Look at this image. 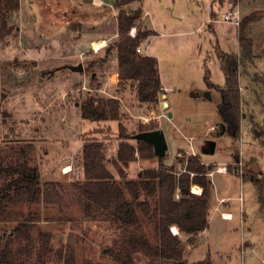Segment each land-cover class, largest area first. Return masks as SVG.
Instances as JSON below:
<instances>
[{
	"label": "rangeland",
	"instance_id": "1",
	"mask_svg": "<svg viewBox=\"0 0 264 264\" xmlns=\"http://www.w3.org/2000/svg\"><path fill=\"white\" fill-rule=\"evenodd\" d=\"M114 1L104 0L102 5L101 1L95 4L92 0L85 8L83 0H50L43 5L45 9L51 3L49 12L37 0H22L23 8L8 16V24L17 29L4 39L0 36L1 163L7 166L15 162L17 153L31 144V163L40 166L44 180L62 181L66 192L61 206L10 202L8 207L12 213L0 222V237L33 215L39 222L31 230V264H36L41 231L51 234L53 246L44 264H62L56 251L68 244L75 248L77 264H83L84 260L116 264L105 251L116 246L117 225L84 219L69 175L60 172L61 165L70 161L73 176L78 168L80 145L87 139H97L106 146L107 167L119 178L113 164L114 147L121 141L119 122L129 135L141 125L158 124L168 142L166 165L181 172L183 159L198 153L203 162L212 164V171L218 166H228L227 173L214 172L209 176L212 180L211 229L193 246L188 261L199 262L209 257L212 264H264L263 205L257 188L239 172L240 167L244 174L245 169L255 174L264 169V84L254 81L256 72L264 70V0H226L224 5L219 0H145L143 11L148 10L149 15L144 21L141 18L136 27L137 31L141 27L155 32L141 44V54L155 56L159 62L163 92L157 104H142L138 100L133 88L135 81H119L118 51L114 45L119 38L118 10ZM238 3L240 21L253 16L247 24V33L254 40L255 57L248 70L241 69L242 85L249 98L244 105L242 132L235 136L227 128L224 132L218 127L224 124L218 110L221 91L208 86L204 74L207 65L212 81L221 86L225 83L219 54L239 52L238 42L231 36L239 25L214 22L211 18L213 12L228 13L232 10L230 5ZM71 4L80 10L65 17V8ZM198 26L201 31H196ZM101 38L107 44L97 50L96 44L106 43L104 40L94 43ZM81 63L83 71L71 68ZM197 93L209 96H193ZM164 94L170 102L169 108L162 105ZM116 95L122 98L119 121L82 118L84 100ZM129 142L135 146L138 143L134 138ZM211 142L215 143L214 151L210 150ZM249 142H257V149L253 150ZM248 149L252 154L247 153ZM136 161L127 167L131 178L139 171L159 165L158 157H138ZM9 178L10 175L0 172V185ZM221 197L226 198L223 205L234 212L232 220L221 219L220 212L215 210L216 199ZM243 212L246 213L244 221ZM244 238L250 246H243ZM26 243V238L21 236L12 239L10 245L16 252ZM134 264L168 263L140 252L135 254Z\"/></svg>",
	"mask_w": 264,
	"mask_h": 264
},
{
	"label": "trees",
	"instance_id": "2",
	"mask_svg": "<svg viewBox=\"0 0 264 264\" xmlns=\"http://www.w3.org/2000/svg\"><path fill=\"white\" fill-rule=\"evenodd\" d=\"M143 2L144 0L114 1L118 10L119 29V38L114 45L118 51L120 83L135 81L133 88L138 100L142 104H157L163 92L158 59L155 56L141 55L137 51V48L155 32L140 27L135 37L129 34L131 28L142 18ZM136 3L141 6L134 8ZM20 6V0H0L1 38L4 39L17 29L16 26L8 24V16L19 11ZM252 18V15L246 16L239 24L240 53L219 54L226 79L223 86L212 81L211 71L205 65L206 83L221 91L222 102L218 107L220 117L236 135L241 130L244 118L243 97L240 91L241 69L248 70L255 57L254 40L247 33V24ZM254 81L264 84V70L256 72ZM81 114L86 120L119 121L122 116L121 99L117 96L99 100L89 97L81 104ZM157 128L158 124L141 125L137 132L129 135L119 122L121 141L117 158L113 160L119 178L106 165L107 154L103 141L85 140L79 149V163L76 165L78 168L72 176L74 180L71 181L74 197L85 220L108 221L117 225L116 246L105 251L116 264H134L135 254L140 252L154 260L163 259L168 264H212L209 257L199 262H189L185 258V251L187 245L197 243L199 234L210 225L212 180L208 174L213 166L203 162L202 156L196 153L183 159L184 170L180 172L166 165L165 156L158 157L151 143L139 139L135 146L129 142L138 132ZM32 147L29 144L22 148L17 153L16 161L7 166H3L0 158V172L10 175V178L0 185V222L12 213L8 207L10 202L58 206L65 203L64 183L43 179L40 166L31 163ZM138 157H158L159 165L140 171L135 178H129L127 167ZM243 176L257 188L264 211V175L246 173ZM13 191L16 195H12ZM38 222L32 215L28 220L18 223L12 232L6 233L3 238L0 237V264H31V230ZM172 226L179 229V235L173 234ZM21 236L26 238L27 243L14 252L10 245L11 240ZM38 237L40 243L35 256L36 264H44L45 258L53 252L52 237L49 232L43 231ZM56 254L63 261L62 264H77L72 244L63 245ZM83 264L94 263L84 260Z\"/></svg>",
	"mask_w": 264,
	"mask_h": 264
},
{
	"label": "crops",
	"instance_id": "3",
	"mask_svg": "<svg viewBox=\"0 0 264 264\" xmlns=\"http://www.w3.org/2000/svg\"><path fill=\"white\" fill-rule=\"evenodd\" d=\"M21 1V6H20V10L23 8L22 7V0H20ZM38 2H39V4L41 5V7L43 8V5H45V3L46 2H48V1H50V0H37ZM99 1H101L102 2V5L104 4V0H93V2L96 4V3H98ZM145 1V0H144ZM226 2V0H219V3L222 5H224V3ZM84 5H85V8H87L88 6H90L91 4L90 3H92V0H83V2H82ZM50 5H48L45 9L43 8V10H48L49 8H51V3H49ZM82 4V5H83ZM67 6V5H66ZM137 6V5H136ZM136 6H135V8H136ZM231 6V9H235L236 7H234V6H237V9L240 11V9H239V3L238 4H236V5H233V4H231L230 5ZM68 7L69 8H65V12H64V16L65 17H67L66 16V14L68 13V14H72V12H74V11H76V12H78L80 9L79 8H76V9H74L73 8V4H71V6H69L68 5ZM48 8V9H47ZM143 8V7H142ZM19 10V11H20ZM18 11V12H19ZM49 12H50V9H49ZM241 12V11H240ZM149 15V12H148V10H146L144 13H143V16H142V21H144L145 20V16L147 17ZM212 15H213V17L211 18V20L212 21H221V20H218L217 18H218V16H221L220 14H218V13H216V12H213L212 13ZM210 20V21H211ZM67 23L68 22H65V24L67 25ZM66 25H64L65 27H66ZM212 28H213V23H212ZM210 26V27H211ZM201 31V26H198L197 28H196V31ZM232 36V39L234 40V41H237L238 43H237V47H238V51L239 52H237L236 54H239L240 53V41H239V28L237 27V28H235V32L231 35ZM149 39V38H148ZM102 40H104L105 42H107V40L105 39V38H101L100 40H96L94 43H96V42H98V41H102ZM147 40V39H146ZM142 46H140V54H141V52H142V48H141ZM223 52V51H222ZM141 55H143V54H141ZM144 56H146V55H144ZM119 81H120V79H119ZM240 82H241V86H240V91H241V94H242V97H243V108H244V105H246L247 104V98H249V96L248 97H246L247 96V94H246V87L245 86H243L242 85V81H241V78H240ZM162 88H163V86H162ZM166 89H168V90H171L172 88L171 87H165ZM162 95V93L160 94V96ZM117 97H120V95L118 96V95H116ZM137 96V95H136ZM193 96H195V97H203V96H209V94H193ZM163 97H164V102L166 101V102H168V108L170 107V102L168 101V100H166V95L164 94L163 95ZM192 97V96H191ZM122 99V98H121ZM246 102V103H245ZM162 105H163V103H162ZM164 107V106H163ZM256 113L258 114V115H260V110H257L256 109ZM161 116V115H160ZM154 117H156L157 119H159V116H154ZM244 120V119H243ZM242 120V121H243ZM245 122H243V124H244ZM225 124V123H224ZM226 125V124H225ZM241 126H242V124H241ZM219 128H221V126L219 125L218 126ZM212 129L213 130H216V127H212ZM241 130H240V134H241ZM190 138L191 139H193V136H190ZM190 138H188V137H186V139H190ZM84 143V142H83ZM83 143L80 145V148L82 147V145H83ZM249 143H252V148H253V150H254V148L256 147V149H257V142H249ZM116 148V151H115V153H114V155H113V158H117V151H118V146H115L114 147V149ZM195 152V151H194ZM247 153H250V154H252V150H250V149H248L247 150ZM260 158H262V156L260 155ZM135 162H137V161H135ZM65 165V166H64ZM68 165H72V163L70 164V161L68 162H64L62 165H61V169H60V172H61V174L62 175H69L68 177H69V180L70 181H73L74 179H72V176H71V173H69V174H65V173H63V171H62V169L64 168V167H66V166H68ZM254 165V164H253ZM246 170V173H249L250 172V170L249 169H245ZM140 172V171H139ZM256 173L259 175V176H261V175H264V169H261V170H259V171H256ZM241 174H244V173H241ZM115 175V174H114ZM127 175H128V177L129 178H131L130 176H129V174H128V171H127ZM135 178V177H134ZM212 193V192H211ZM221 198H223V199H226L225 197H221ZM221 198H217L216 199V204H215V210L217 211V212H220V214H221V212L223 211V212H229V213H232L233 214V218H234V212L232 211V210H230L229 209V207L228 206H224L223 204L224 203H219V200L221 199ZM211 202H212V195H211V198H210V210H213V208L211 209ZM217 207L219 208V210H217ZM211 212V211H210ZM209 218H210V222H211V214H210V216H209ZM232 218V219H233ZM245 218H246V213L245 212H243V215H242V219H243V221L245 220ZM221 219H223V220H232V219H224L223 217H222V215H221ZM211 229V223H210V225H209V227L205 230V231H203V232H201L200 234H199V236H198V240L200 239V238H204L205 237V234L207 233V230H210ZM248 242H247V240L244 238V241H243V246L245 245V246H250L249 244H247ZM194 245H187V247H186V251H185V258L188 260V258H187V256H188V254L190 253V252H192V250H193V247ZM253 250V249H252Z\"/></svg>",
	"mask_w": 264,
	"mask_h": 264
},
{
	"label": "water",
	"instance_id": "4",
	"mask_svg": "<svg viewBox=\"0 0 264 264\" xmlns=\"http://www.w3.org/2000/svg\"><path fill=\"white\" fill-rule=\"evenodd\" d=\"M74 71H83L84 67L83 64H79L77 66H72L71 67ZM198 94H208V93H198ZM163 106L164 108H168V102H163ZM169 117H172V113H169ZM222 127V129H224V132L226 130V125L225 124H221L220 125ZM134 139L139 140H145L149 143H151L153 145L154 148V152L158 157H164L168 151V142H167V138L165 135V132L163 129L161 128H157L154 130H149V131H142V132H138L137 134H135ZM211 151L215 150V143L211 142V147H210Z\"/></svg>",
	"mask_w": 264,
	"mask_h": 264
},
{
	"label": "built area",
	"instance_id": "5",
	"mask_svg": "<svg viewBox=\"0 0 264 264\" xmlns=\"http://www.w3.org/2000/svg\"><path fill=\"white\" fill-rule=\"evenodd\" d=\"M217 19L221 20V21L233 22L236 26H238L240 24V22H241L240 21V11L238 9L237 10L232 9L230 12L224 13L221 16H218ZM129 34L132 37H135L137 35V27L136 26L132 27L130 32H129ZM106 44H107V42L105 43V45H102V46H100L99 44H96L95 45V49H97V50L102 49V48H104L106 46ZM137 51L140 52V47L137 48ZM240 164H242V163L240 162ZM72 170H73L72 165H68V166H66V167H64L62 169L63 173H65V174L71 173ZM214 172L227 173L228 172L227 164L223 165V166H218L216 168V170L211 171L208 175L211 177L214 174ZM239 172L242 173L241 167L239 168ZM177 197H178V195H177ZM225 202H226V200L223 199V198H221L219 200V203H225ZM217 210H219L218 207H217ZM221 215H222V217L224 219H232L233 218V214L229 213V212H223L222 211ZM171 230H172L173 234H175V235H179L180 234V231H179V229L176 226H172ZM243 251H246V249H243Z\"/></svg>",
	"mask_w": 264,
	"mask_h": 264
},
{
	"label": "flooded vegetation",
	"instance_id": "6",
	"mask_svg": "<svg viewBox=\"0 0 264 264\" xmlns=\"http://www.w3.org/2000/svg\"><path fill=\"white\" fill-rule=\"evenodd\" d=\"M226 128L228 129V131H230L228 126H226ZM232 133L236 136V132H232Z\"/></svg>",
	"mask_w": 264,
	"mask_h": 264
}]
</instances>
